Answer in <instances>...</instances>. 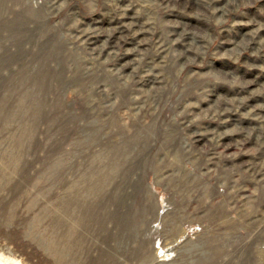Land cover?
Listing matches in <instances>:
<instances>
[{"label": "rangeland", "instance_id": "obj_1", "mask_svg": "<svg viewBox=\"0 0 264 264\" xmlns=\"http://www.w3.org/2000/svg\"><path fill=\"white\" fill-rule=\"evenodd\" d=\"M0 257L264 264V0H0Z\"/></svg>", "mask_w": 264, "mask_h": 264}, {"label": "bare ground", "instance_id": "obj_2", "mask_svg": "<svg viewBox=\"0 0 264 264\" xmlns=\"http://www.w3.org/2000/svg\"><path fill=\"white\" fill-rule=\"evenodd\" d=\"M74 190H75V189H74ZM67 196H68V195H67ZM70 224H71V223H70ZM0 258H1V257H0ZM7 258H8V257H7ZM1 259H2V258H1ZM5 261H6V260H5ZM5 263H6V262H4V261H3V262L0 261V264H5ZM11 264H12V263H11ZM15 264H16V263H15Z\"/></svg>", "mask_w": 264, "mask_h": 264}]
</instances>
